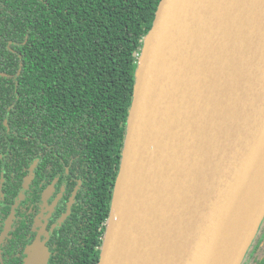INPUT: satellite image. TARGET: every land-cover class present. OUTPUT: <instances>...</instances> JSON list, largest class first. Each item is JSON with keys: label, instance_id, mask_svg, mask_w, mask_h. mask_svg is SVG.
I'll return each instance as SVG.
<instances>
[{"label": "water", "instance_id": "obj_1", "mask_svg": "<svg viewBox=\"0 0 264 264\" xmlns=\"http://www.w3.org/2000/svg\"><path fill=\"white\" fill-rule=\"evenodd\" d=\"M263 143L264 0H161L98 264H214Z\"/></svg>", "mask_w": 264, "mask_h": 264}, {"label": "trees", "instance_id": "obj_2", "mask_svg": "<svg viewBox=\"0 0 264 264\" xmlns=\"http://www.w3.org/2000/svg\"><path fill=\"white\" fill-rule=\"evenodd\" d=\"M160 1L0 0V219L14 212L18 252L3 264H21L48 192L45 264H98ZM241 264H264V216Z\"/></svg>", "mask_w": 264, "mask_h": 264}, {"label": "bare ground", "instance_id": "obj_3", "mask_svg": "<svg viewBox=\"0 0 264 264\" xmlns=\"http://www.w3.org/2000/svg\"><path fill=\"white\" fill-rule=\"evenodd\" d=\"M254 169L263 175L260 185L256 181L247 180L244 196L241 197L227 228L218 258L214 264H231L233 258L244 240L247 231L253 224L257 213L264 202V143L258 151ZM244 197L249 199L248 205L243 204Z\"/></svg>", "mask_w": 264, "mask_h": 264}, {"label": "flooded vegetation", "instance_id": "obj_4", "mask_svg": "<svg viewBox=\"0 0 264 264\" xmlns=\"http://www.w3.org/2000/svg\"><path fill=\"white\" fill-rule=\"evenodd\" d=\"M3 196L0 195V207L2 205ZM18 201V200H17ZM56 205V195H53L52 192H48L39 203V211L35 216L34 223L31 227L30 235L27 240V245L24 248L22 253L23 258L21 264H24L25 259L28 256L29 250L37 245H43L47 253L49 252L47 247V242L49 239V234L54 230L56 224L52 223V215L54 213ZM15 207V204L13 205ZM15 216L14 212L11 213L8 217L3 218V221L0 219V264H3V256L6 260L17 256L18 252L15 251L13 245L9 244L7 240L11 237L10 232L14 224Z\"/></svg>", "mask_w": 264, "mask_h": 264}, {"label": "rangeland", "instance_id": "obj_5", "mask_svg": "<svg viewBox=\"0 0 264 264\" xmlns=\"http://www.w3.org/2000/svg\"><path fill=\"white\" fill-rule=\"evenodd\" d=\"M47 256L48 253L46 248L41 244H37L29 250L28 256L25 259L24 264H45L47 260ZM243 258L240 264L243 262Z\"/></svg>", "mask_w": 264, "mask_h": 264}]
</instances>
